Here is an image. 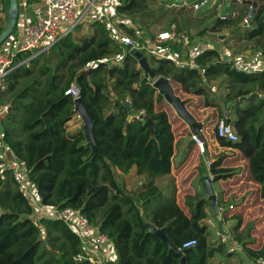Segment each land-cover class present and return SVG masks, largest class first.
<instances>
[{
	"label": "trees",
	"instance_id": "16d2710c",
	"mask_svg": "<svg viewBox=\"0 0 264 264\" xmlns=\"http://www.w3.org/2000/svg\"><path fill=\"white\" fill-rule=\"evenodd\" d=\"M150 1L116 0L114 10L124 33L137 37L151 22L165 15L175 16L172 10L162 7L154 12L149 8ZM252 1L256 2V10L251 26L244 28L243 38L264 54V0ZM237 4L244 9L247 6ZM242 17L243 11L235 19H217L211 29L234 27ZM173 24L183 30L184 24L175 19H170L163 29ZM91 28V34L78 42L71 35L56 41L4 77L0 84V114L4 110L0 129L8 149L25 161L42 204L79 209L110 238L116 254L111 264H180L181 258L184 264H211L210 258L215 253L224 254L226 249L221 243L207 242L208 226L203 222L208 207L205 193L189 197L184 207L174 195L164 197L155 183V178L171 171L175 119L171 121L165 109L169 104L153 86V79L143 80L137 57L131 50L119 47L104 20H95ZM16 29L17 24L12 34ZM155 38L151 35L150 40L158 49L168 48L171 56L150 55L149 66L156 76L169 78L183 92L207 96L204 82L216 77L227 79L223 104L229 109L226 117L238 140L216 139L221 146L242 154L247 161L248 179L260 186L264 198V71H238L215 48L205 49L197 58V69L179 66L173 55L182 54L180 45L157 43ZM117 51L123 53L119 64L106 60ZM29 56L31 52L19 53L17 61ZM71 84L79 89V98L91 117L98 151L83 123L77 133L66 132L68 121L77 114L74 97L64 93ZM140 114L142 118H138ZM1 162L0 264H89L76 259L83 252L81 241L62 220L41 217L34 221L33 207ZM209 171L213 182L226 179L230 173L229 168L221 166L220 159L211 163ZM131 172L148 177L139 191L125 188V179ZM146 223L162 228L180 253L149 231ZM238 224L239 221L233 231ZM188 239H195L196 244L182 248ZM240 242L243 259L248 260L241 264H259L257 259L264 258V242L258 249Z\"/></svg>",
	"mask_w": 264,
	"mask_h": 264
},
{
	"label": "built area",
	"instance_id": "2783aa9c",
	"mask_svg": "<svg viewBox=\"0 0 264 264\" xmlns=\"http://www.w3.org/2000/svg\"><path fill=\"white\" fill-rule=\"evenodd\" d=\"M40 1L41 3L33 8L31 21L22 27L20 31H17V28V34L15 33L16 31L11 34L9 36V42L4 46L3 44L6 40L0 44V84L7 73L15 66L28 63L31 58L39 52L48 49L56 41L67 38L69 35L72 36L77 26L88 16L93 0H85V5L78 0ZM108 1H111V6L115 7L116 0ZM155 2L159 7L172 11L181 10L191 13L210 12L215 19L220 21L235 19L239 15L238 10L232 6L235 3L233 0H155ZM255 10L256 8L251 4H247L243 10L241 24L245 28L251 26L250 21ZM115 16L117 17L116 14ZM99 20L105 21L111 30V37L122 50H147L151 54L154 52L159 54V49L152 41L154 51L145 49L146 40L124 33L118 26L114 25V21L109 17L99 18ZM155 37L157 43L173 42L180 45L182 55L176 53L173 55L174 60L179 66H187L194 69L198 68L197 58L205 49L212 48L211 45H205L199 40L192 38L187 31L177 30L174 25L170 29L158 31ZM23 52H31V56L17 61L18 54ZM122 58L123 53L117 51L116 54L106 60L119 64ZM224 60L231 62L232 66L238 71L247 73L264 71V54H258L257 57H248L245 55L235 58L227 57ZM64 93L66 95H72L74 99L79 97V89L74 84H71ZM214 134L215 137L223 138L226 141L235 142L238 140V135L232 124L227 120L226 115L219 117L215 121ZM190 137L201 155L207 153L206 143L200 137L199 133H191ZM4 139V131L0 129V151L2 149H8ZM211 163V159L207 158L205 160L208 169ZM3 166L10 171L18 191L28 199L34 209V213H40L42 215L40 217L62 220L77 235L83 247V252L76 256L77 260H86L89 264H111L115 262L116 254L110 238L106 234L99 232L79 209L70 207L58 209L57 207L42 204L38 188L28 177L24 160L18 159L12 154ZM209 177L212 180L213 174L210 173ZM232 209L233 205L230 204L227 206H218V211L221 215ZM207 223H210V220H207ZM215 233L217 240L225 246L227 253L234 254L240 251L241 243L230 231L216 226ZM195 244V239H188L182 243V248H188ZM247 246L250 247L248 244ZM257 262L264 264V258L259 257Z\"/></svg>",
	"mask_w": 264,
	"mask_h": 264
},
{
	"label": "crops",
	"instance_id": "0c3cea01",
	"mask_svg": "<svg viewBox=\"0 0 264 264\" xmlns=\"http://www.w3.org/2000/svg\"><path fill=\"white\" fill-rule=\"evenodd\" d=\"M78 1L84 5L86 3L85 0H78ZM40 3H41L40 0H18V22L16 23L18 28L17 31H20L22 27H24L27 23L31 21L33 8ZM6 4H7L6 0H0V27H5L7 22L6 15L8 9ZM234 8L238 9L236 6ZM115 14L116 13L114 7L111 6V1L93 0L92 6L90 7L88 12V18H94L97 20L99 18H108V17L112 20H114V18L119 19L118 17L115 16ZM193 14H197L200 17L205 15L212 16L210 12H199ZM17 31L15 32L16 34ZM91 32L92 31L90 28V34ZM219 35L222 34H218L217 36ZM211 46L212 48H214L213 44H211ZM169 52L170 51L168 48H164V49L159 48L160 55H158V57L169 56L170 55ZM219 53L224 59L228 57L227 55L226 56L222 55V54H227L228 53L227 50H224L222 54L220 51ZM108 58H111V56ZM177 60H181V59H177ZM170 84L174 90V86H173L174 84L172 83ZM175 87H177V89L181 91V93H183L182 94L184 95L183 99H187V101L195 103V106L198 105V103L196 102L201 96H203L205 100L209 101L208 96L202 94L185 93L182 90H180V86L175 85ZM201 101L202 103L197 106V109L202 112L204 109L210 107L209 105L211 104H208L207 102L205 103L204 99H202ZM209 103H213L212 104L213 107L218 106L219 104L216 101ZM190 107L194 108L193 106ZM165 109L167 113L170 115V117H172L173 119L175 118V116L178 117L176 113L175 115H173V111H171L169 106L165 107ZM187 111L194 117L195 121L198 122L202 127V130L199 135L206 143L208 158L211 159L212 162L215 161L216 159H220L221 166L230 169L229 176L226 179L215 181V183L217 184H215L212 181V187L214 193L216 194L217 206H227L229 204L233 205L232 210H228L226 211V213H224L226 216V219L224 221L222 220L224 229L230 231L233 235H237L238 239L242 240V243L245 242L248 245H250V247L258 249L264 242V221L259 224V220L257 219L254 220V218L257 217V214L252 216L249 213L256 211L257 207L259 206H264V198L261 197L260 195V186L257 183L248 179L247 161L242 157V154L238 150L232 147L221 146L217 142V139L215 140L216 142L215 150L213 151L209 150V144L207 141H205L202 133L204 127L203 124L204 121L200 119L201 115L197 111H195L197 113V117H196L193 112H191L188 109ZM228 112L229 109H223L222 113H219V115L217 113L218 115L217 119L221 116L226 115ZM3 113L4 110L1 112L0 116H2ZM75 116L78 117L79 116L78 113L74 114L71 120L68 121L67 123L66 132L70 135L75 134L79 131V123H77V121L74 119ZM204 116L205 115L202 114V118ZM180 120L178 119L174 120L175 123L177 122L176 126L179 127L178 130H176L177 127L175 128L174 124L172 125L175 139H174L173 155L171 158V171L167 175L155 178V183L158 186V188L161 190L162 195L164 197L174 195L179 205L186 207L185 203L187 200H189V197H193L194 195L201 196L202 194L205 193L203 189L202 179L205 176L209 177L210 171L205 164V160L207 158H205V160L203 159L205 156L203 157V155H201L198 152L196 145L191 140L190 135L192 132L190 131V128L188 127L187 123H185L181 118ZM199 155H201V157H199ZM11 156L12 153L9 149H2V151H0V161H2L1 163L4 164L8 159H10ZM204 168H205V173L203 174L202 169ZM117 172L118 174H121L119 170H117ZM198 179L201 180L200 183H198ZM147 182H148V177L145 174L136 175L135 173L131 172L125 179V188L128 191H139L142 189V187L145 186ZM194 185H196V187H194ZM252 193L254 197L258 195V199H259L258 201H255L254 197H251ZM205 211H206V217L204 218L203 222L206 223L207 226H211L215 233L216 226H218V221L216 220L215 215L212 214L213 212L210 210L209 204L208 207L205 208ZM210 211L212 212L211 213L212 216H209ZM32 216H34V213ZM207 220H210V223H207ZM249 220H254V227H250L248 229L247 227ZM238 221H239L238 228L236 231H233V228ZM216 240L217 238L215 239L214 237V239H211V243L208 241V239L207 242L209 245H212L215 244ZM245 260L246 259H243L242 253L240 251L231 255H229L225 251L224 254L215 253L210 258L209 261L210 263L213 261V263L215 264H219V263L241 264Z\"/></svg>",
	"mask_w": 264,
	"mask_h": 264
},
{
	"label": "rangeland",
	"instance_id": "374dc122",
	"mask_svg": "<svg viewBox=\"0 0 264 264\" xmlns=\"http://www.w3.org/2000/svg\"><path fill=\"white\" fill-rule=\"evenodd\" d=\"M7 9L9 8V4L7 5ZM233 7H237L238 12L241 13L244 8H241V6L237 3H233L232 5ZM149 8L152 9L154 12H158L159 11V5L155 2V1H150L149 3ZM8 11V10H7ZM173 13L175 14V16H171L170 18H167V15L163 16L161 19L155 21V22H151L149 25L148 29H144L141 32L137 33V37H140L142 40H146V45H145V49H150V51H154L153 48V44L151 43V35H156V33L158 31H160L161 29H163V27L167 24V22L170 21V19H175L176 22H179L181 24H184L183 30L187 31L188 33H190V35H193V37L195 38V40H199L200 42L204 43L205 45H211L213 44V47L216 48L217 50H219L222 54V52L224 50H227L228 53L227 54H222L223 56H228L229 58H235L241 55H245L248 57H257L258 56V52L259 49H257L252 41L246 40L245 38H243V31H244V26L241 24V22H238V24L234 27H223V28H219L216 30H212L211 27L214 25L215 21L217 19H215L214 17L210 16V15H205V16H198L197 14H193V13H189L187 11H173ZM96 19L94 18H88V16L85 18V20L80 24L79 28H77V30L74 31L72 38L74 39V41L78 42L82 37L84 36H88L90 34V28H91V23L94 22ZM114 25L118 26L119 23V19H115L114 18ZM174 25V24H173ZM119 27V26H118ZM233 28V29H232ZM92 31V28H91ZM202 31V33H200ZM84 33V34H82ZM218 34H226L225 38L220 40L218 38ZM10 38L8 37L6 39V41L4 42L3 46L9 42ZM144 54L148 60V63H151V58L150 55H154L157 56L159 54L157 53H153L151 54L149 51H144ZM227 58V57H226ZM205 86H207L208 90V97H209V102H214L216 101L218 104V106L213 107V105H209L210 107L204 109L202 112L200 110L197 109V106L200 105L202 103V99H204L205 103L208 100H205V98H203V96H201L196 103H198L197 106H195V103L193 102H189L187 101V99H183L182 95L183 93H181V91H179L177 89V87L174 86V92L175 94L184 102V104L186 105L187 109L190 110L191 112H193L195 114V116L197 117V113L195 111H197L201 117L200 119H202L204 121V127H203V136L205 141L208 142L209 144V150L213 151L215 150L216 147V137L214 134V126H215V121L219 115V113H222L223 109L225 108V104H223V97L226 94V92L228 91V81L225 77H216L214 79H211L210 81H206L204 82ZM189 98V97H188ZM194 99V98H193ZM191 100V98H190ZM187 101V102H186ZM190 106H193L194 108H191ZM171 111H173V115H175V110L174 108L169 105ZM213 107V108H212ZM208 111V113H207ZM218 113V115H217ZM202 114L205 115L202 118ZM77 123H79V130H82V120L81 118L78 116H75L74 118ZM176 119V118H174ZM74 120V121H75ZM171 121H173V118L171 117ZM174 127L176 128V130H178V126L177 122H173ZM196 154V152H195ZM199 157H201V155H199ZM204 157V156H203ZM205 160V157L203 158ZM202 173H205V168L202 169ZM200 179H198V183H200ZM215 183V182H214ZM217 184V183H215ZM194 187H196V185H194ZM253 191V190H250ZM206 195V193L204 194ZM207 196V195H206ZM219 197V196H218ZM251 197L253 196V193L251 195ZM220 198V197H219ZM255 201H258V195H256V197H254ZM210 208V207H209ZM211 210V209H210ZM212 212H209V216H212L211 214ZM252 216L257 214V217L254 218L259 220V224L262 223L264 221V206H259L257 207L256 211H253L251 213ZM40 216H42L40 213H34V216H32V218L34 219L35 222H38V219L41 218ZM254 220H249L248 223V229L250 227H254ZM214 234V235H213ZM206 235H207V239L208 241L211 243V239H215L217 238L214 230L211 226L207 227V231H206ZM218 241L216 240L215 243H217ZM219 243V242H218ZM227 252V251H226ZM245 261H248L247 259ZM211 264H215L213 263V261L211 262ZM221 264V263H219ZM225 264V263H224Z\"/></svg>",
	"mask_w": 264,
	"mask_h": 264
},
{
	"label": "water",
	"instance_id": "95a60500",
	"mask_svg": "<svg viewBox=\"0 0 264 264\" xmlns=\"http://www.w3.org/2000/svg\"><path fill=\"white\" fill-rule=\"evenodd\" d=\"M233 2L251 4L252 6L256 7V2L252 0H233ZM6 16H7L6 25L3 28V30L0 32V44H2L12 34L13 29L16 26L17 16H18V0H9V8ZM225 36L226 34H222L219 35L218 38L222 40L223 38H225ZM131 52L137 57L139 66L142 68L144 72L143 80L153 79V86L156 87L161 94H163L164 99L174 108L178 117L181 118L185 123H187L188 127L190 128V131L192 133H200L202 130L201 125L195 121L194 117L187 111L184 102L174 93V90L170 84V79L162 76H156L155 72L149 66L146 56H144L141 51L131 50ZM74 103H75V111L78 113L79 117L82 120L88 138L92 143V145L94 146L95 150L98 151L92 133L91 117L79 97L74 99ZM126 106L127 108H129L128 105ZM138 118H142V114H140ZM154 130H155L154 124L153 122H151V134L154 133ZM204 156L205 158H208L207 153H205ZM202 182H203L204 192L207 195L209 207L213 212V214L215 215L216 220L218 221V226L224 229L221 214L218 211L216 194L214 193L212 187V180L210 179V177L205 176L203 177ZM145 226L149 231H153V233L156 236H158L170 249L176 251L177 253H180V251H178L176 247L172 243H170L162 228H155L150 223H146ZM180 264H184V258H181Z\"/></svg>",
	"mask_w": 264,
	"mask_h": 264
}]
</instances>
